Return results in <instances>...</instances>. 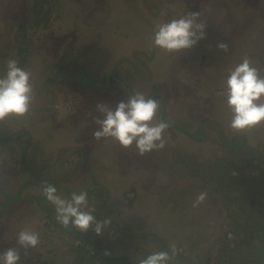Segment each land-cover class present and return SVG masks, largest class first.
<instances>
[{"label":"rangeland","instance_id":"374dc122","mask_svg":"<svg viewBox=\"0 0 264 264\" xmlns=\"http://www.w3.org/2000/svg\"><path fill=\"white\" fill-rule=\"evenodd\" d=\"M32 1L0 0V77L10 58L1 52L7 49L15 55L10 51L18 26L15 19L33 17ZM151 1L156 8L145 6L143 0H60L59 16L47 26H36L38 31L29 41L30 65L24 69L31 73L34 89L31 109L24 117L0 122L11 131L26 128L31 132L26 156L36 154L32 162L40 174L60 181L63 187L57 189L58 194L69 198L73 191L87 190L92 182L101 185L88 194V200L95 206L97 220L111 219L102 234L114 254L130 252V237L138 227L148 235L149 243L168 238L163 227L171 229L170 233L177 231L178 219L171 207L180 195L178 187H188L189 193L203 188L195 179L205 181L199 169L207 171L221 157L219 131L223 126L228 134L233 133L226 105L230 71L245 57L260 72L264 63V0ZM188 12H200V19L206 20L205 39L182 52L165 53L151 46L157 24ZM218 42H226L228 51L217 48ZM135 91L159 101L158 121H164L163 114L167 123L186 125L193 135L169 124L164 148L144 156L134 146L124 149L111 139L95 140V118L100 116L96 105L114 108ZM203 119L206 139H198ZM247 132L264 153V124ZM24 144L23 140L0 143V208L6 194L15 196L22 183L33 178L21 167ZM81 149L83 165L78 164ZM174 150L183 156L191 154L200 166L189 173L184 165L174 164ZM42 182L23 186L19 197L1 209L0 253L18 247V233L31 230L39 234V244L27 255L20 249L19 264H74L76 246L85 244L66 229L46 225L45 206L54 214L55 209L41 195ZM136 185L142 189L141 197L132 200L129 197L134 194L128 190ZM102 188L107 196L97 203ZM188 197L192 199L191 194ZM88 232L96 235L92 228ZM140 241L145 243V236ZM89 256L94 263L100 262L97 253Z\"/></svg>","mask_w":264,"mask_h":264},{"label":"clouds","instance_id":"9594fccd","mask_svg":"<svg viewBox=\"0 0 264 264\" xmlns=\"http://www.w3.org/2000/svg\"><path fill=\"white\" fill-rule=\"evenodd\" d=\"M200 17V12H188L169 22L157 24L150 37L151 46L165 53L182 52L194 47L198 41L206 38L207 22ZM217 48L227 52L229 46L226 42H218ZM33 101L31 73L19 66L15 58H9L6 72L0 77V122L9 117H24ZM226 105L231 114L228 126L234 133H244L264 124V75L252 65L248 57L235 66L227 77ZM96 110L100 116L95 118L97 128L92 133L95 140L111 139L124 149L134 146L139 156L164 148V133L169 123L157 120V99L135 91L114 108L99 103ZM42 183L41 195L54 206L55 218L63 227L71 225L84 233L92 228L96 235H102L103 229L111 224L110 218L101 221L93 215L95 206L89 205L86 190L79 193L73 191L69 198H65L58 194L55 184L47 181ZM206 195L203 192L198 194L193 207L202 203ZM39 241L37 232L20 231L16 239L18 247H9L0 253V264H19L20 249L27 255L28 250L35 249ZM177 251L176 246L172 245L171 254L168 251H156L140 259L139 264H169Z\"/></svg>","mask_w":264,"mask_h":264},{"label":"crops","instance_id":"0c3cea01","mask_svg":"<svg viewBox=\"0 0 264 264\" xmlns=\"http://www.w3.org/2000/svg\"><path fill=\"white\" fill-rule=\"evenodd\" d=\"M250 141L253 143L252 139ZM220 147L221 157L226 154L228 156L230 150L222 143L221 135ZM234 176L232 175L229 179L222 178V183L211 182L208 186L204 184L205 181H201L202 179H195L198 186L203 187L200 188L203 193L207 194L206 199L197 207H193V202L198 194L202 193L200 189L194 188V191L189 193L188 187L184 189L178 187L180 195H178L175 206L171 207L172 214L178 219L177 231L170 233L171 229L163 227L168 238H160L159 243H154V241L149 243L148 235L142 234L141 228L138 227L134 235L130 237V252L112 254L128 255L134 264H139L140 259L156 251H168L171 254V246L175 245L179 254L169 264H219L220 252L234 245L235 242L241 246L235 264H264V171L261 176L253 178L252 181L248 179V175L242 180H238L241 176ZM232 181L236 185H233ZM137 186H132L134 187L132 193H136L138 198L141 197L139 193L142 189L140 185ZM179 191L182 192L179 193ZM190 194L192 199L188 197ZM166 211L164 216L168 219ZM96 236L98 235L94 237ZM144 236L145 243L142 244L140 240ZM133 237L136 240L134 242ZM89 255H86L85 259H91ZM77 257L78 254L76 260ZM81 258L79 256V262ZM99 260L98 264H112L103 259Z\"/></svg>","mask_w":264,"mask_h":264},{"label":"trees","instance_id":"16d2710c","mask_svg":"<svg viewBox=\"0 0 264 264\" xmlns=\"http://www.w3.org/2000/svg\"><path fill=\"white\" fill-rule=\"evenodd\" d=\"M173 1V0H171ZM143 4L145 6H150L151 9L156 8L155 5H153V2L151 0H143ZM29 11H31V17L29 19H15L18 23V26L15 31L14 35V43L13 47L10 51H15V55L13 53H9L7 49L3 50L1 53L7 52V57L9 58H15L19 62V66L22 68H26L30 65V56H31V46L29 44V41L33 36L37 33L38 29L35 30L36 26H47L52 20L56 19L59 16L60 12V0H33L31 6L29 7ZM156 13V12H155ZM157 14V13H156ZM84 48L79 54L85 53L89 48ZM64 67L59 68L60 71H62ZM68 71V70H67ZM68 74V73H67ZM261 74L264 75V67L261 68ZM66 79L70 78V75H66ZM87 77V76H86ZM107 81H111V78L107 77ZM120 83V81H117ZM151 98V95L148 96ZM164 108H160V112L163 113ZM161 118L165 120L163 114H160ZM206 119H203L199 121L200 125L198 127L199 130V138L198 139H206L205 132H204V123ZM167 122V121H166ZM168 123L176 127L179 130H182L186 133H189L190 135H193L191 130H189L188 126H182L179 123H174L168 121ZM8 126H5L4 123H0V143H4L6 141H21L25 142L22 152V163L21 167L28 170L29 174L33 177L32 179H29L22 183L20 188L17 190V193L15 196L11 197L6 194L7 199L2 202V208L3 209L9 201L15 200L19 197L21 194V191L23 189V186H26L27 184L35 183L40 180L47 181L50 184H55L57 189L62 188L63 185L60 183L59 180H56L52 177H43L42 174L38 171L36 167V162H32L35 159L34 157L26 156L27 150L31 146V142L29 140L32 139L31 132L27 130L26 128H16L14 131L7 128ZM220 135L222 137V143L227 146V148L230 150L224 157H220L217 160L214 161L210 166H208V170L205 171V169L200 168L199 171L201 175L205 178V185H210V183H222L221 179H229L232 177V175H235L234 177L241 176L238 180L246 179L248 175V179L252 181V179H256L259 176L263 174L264 171V153L261 150V144L258 143V145H255L250 141V139L253 140L251 137V134L249 132H244L240 134L232 133L228 134L225 129H223V126L221 130L219 131ZM260 146V147H259ZM80 159L78 161L79 165H83L84 161V152L81 149L80 150ZM172 155L174 156V159L171 161L174 164H182L187 169L193 173L195 172L193 169L195 168V165L198 167L196 161L194 160L193 156L191 154H188V156H183L180 154L177 150H174L172 152ZM37 156V155H36ZM73 160H70V162ZM257 172H254L256 171ZM236 173V174H235ZM244 177V178H243ZM234 180V179H233ZM237 181V180H234ZM233 182V181H232ZM233 185H236L235 182H233ZM101 188V185L97 182H93L90 184L89 188L86 190L88 194H91L95 192L97 189ZM134 187H131L130 190H133ZM103 193L100 195L98 194L96 199L97 203L100 202V200H104L107 196V191L105 188H102ZM132 200L136 198V193L134 196L129 197ZM101 203V202H100ZM45 209L47 211V216L49 218L48 222L46 223L47 226H55L62 229H66L70 234L75 235L78 239H80L82 242H84L85 246H76L78 249V257L77 260L74 261V264H85L86 262L88 264L93 263V259H85L86 255L91 254V252H95L98 254V259H103L105 261H109L112 264H134V261L132 258H130L128 255H113L111 253V245L106 244L104 242L103 236L98 235L96 237H92L90 235V231L88 232H81L77 228L72 227L71 225L68 228L63 227L55 218V214L53 213V209L45 206ZM247 228V226H245ZM241 246L239 243L234 242V245H230L229 247L225 248V250H222L219 254V264H235V260L239 254ZM105 253H108L107 255ZM179 252H177V255ZM251 254V253H250ZM252 255V254H251ZM79 256H81V262L78 261ZM101 257V258H100ZM78 261V262H77ZM252 264V263H250ZM254 264V263H253Z\"/></svg>","mask_w":264,"mask_h":264},{"label":"water","instance_id":"95a60500","mask_svg":"<svg viewBox=\"0 0 264 264\" xmlns=\"http://www.w3.org/2000/svg\"><path fill=\"white\" fill-rule=\"evenodd\" d=\"M87 79V78H86ZM87 80H89V79H87ZM92 82H94V80H92Z\"/></svg>","mask_w":264,"mask_h":264},{"label":"flooded vegetation","instance_id":"af4514ba","mask_svg":"<svg viewBox=\"0 0 264 264\" xmlns=\"http://www.w3.org/2000/svg\"><path fill=\"white\" fill-rule=\"evenodd\" d=\"M263 67H264V63H263Z\"/></svg>","mask_w":264,"mask_h":264}]
</instances>
